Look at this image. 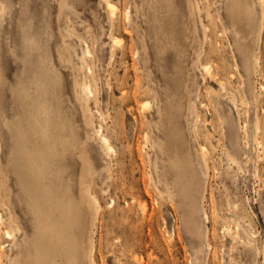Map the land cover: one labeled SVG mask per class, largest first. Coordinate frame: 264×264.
I'll list each match as a JSON object with an SVG mask.
<instances>
[{"label": "rangeland", "instance_id": "obj_1", "mask_svg": "<svg viewBox=\"0 0 264 264\" xmlns=\"http://www.w3.org/2000/svg\"><path fill=\"white\" fill-rule=\"evenodd\" d=\"M62 1L0 0L5 8L0 18V117L4 119L0 118V169L3 171L0 175V264H10V257L23 255L25 241L35 233L28 200L11 166L13 143L4 123H10L16 116L18 83L27 84L38 69L58 71L62 85V122L69 129L77 130L76 156L70 151L62 161L63 182L69 181L73 195L77 196L82 188L81 164L77 156L80 149L85 148L91 164L89 190L97 202L90 233L91 264H264V0H255L256 14L262 12L261 39L253 51L259 64L251 78L255 100L238 106V121L236 110L227 99L221 98L225 136H222L219 122L214 123L212 119L211 98L214 96L210 91L218 93L220 80L230 84L236 82L237 68L219 29L204 45L210 55L205 61L210 66L209 80L202 76V68L195 65V53L189 40L185 43L188 49L184 48L178 55L179 48L155 36L152 24L147 23L151 10L147 19L141 15L142 0H110L116 7L111 24L103 0H67L72 7L61 16ZM175 1L187 14L185 0ZM204 1V23L212 28L210 23L215 21V9L221 7L222 16L228 12L220 2ZM144 3L146 10L148 3ZM165 6L166 2L158 0L159 12ZM127 10L130 22L124 17ZM167 22L165 18V29L169 27ZM137 31H145L147 36L148 59L144 68L141 57L134 55L136 48L141 53ZM62 36L71 52L68 64L59 62L56 57L58 47L62 46ZM86 46L91 56L85 57L87 64L84 66L80 58ZM244 51V47H239L235 52L243 73L246 72L247 55ZM86 66L91 68V73L86 71ZM84 75L95 84L96 94L90 101L81 97L80 103L75 101L73 83L74 80L81 82ZM148 79L151 85L157 86L164 123H168L166 128L184 135L192 148L204 147L205 165L199 153H192L196 156V172L202 174L203 181L200 204L206 219L202 220V248L201 241L198 242L185 227L182 198L160 194L148 177L153 172L141 153L142 134L138 127V122L143 127L148 122L142 108L146 99H152V94H143L148 91ZM191 83L194 85L191 99L199 115L196 144L185 124L188 104L185 88ZM239 97L242 99L241 94ZM83 103L86 110L81 107ZM84 119L89 120V126L84 125ZM238 123L242 126L247 123L248 143ZM216 124L217 129H214ZM106 126L113 148L109 158L100 149L99 137L94 132L101 129L106 134ZM86 136L90 140L85 141ZM231 150L239 155L235 162L227 154ZM11 216L21 228L16 239L17 248L5 235ZM86 222L84 217V227ZM198 248L201 253L196 254ZM83 250H87L85 246Z\"/></svg>", "mask_w": 264, "mask_h": 264}, {"label": "bare ground", "instance_id": "obj_2", "mask_svg": "<svg viewBox=\"0 0 264 264\" xmlns=\"http://www.w3.org/2000/svg\"><path fill=\"white\" fill-rule=\"evenodd\" d=\"M103 1L105 2V7L103 8L107 10L111 24L116 7L110 0ZM163 1L166 2L167 6L161 7L159 12L157 7L158 0H142L141 15L147 19L150 14L149 10H151V18L149 21L147 20V23L152 24L151 28L157 38L161 36L169 45L179 48L178 55L183 52L185 43L189 40L195 53V65L202 68L200 70L202 76H205L204 79L208 78L210 80L211 78L210 66L205 62L210 58V55L205 50L204 45L216 29V33L219 29L220 34L231 50L237 68L236 70L234 69L236 71V82L234 81L230 84L220 80L218 82V93L210 91L211 96H214L211 98L214 114L212 119L215 121L214 123H216V120L219 122L222 136H225V119L221 111V98L227 99L234 110H236L238 121L240 115L238 106L240 105L241 107L246 102L248 104L249 101L253 102L255 100L253 99L254 92L251 78L257 71L259 64L258 59L253 55V51H256L261 39L262 12L260 11L259 15L256 14L255 0H213V4L219 2L223 4V10H226L228 15L222 16L220 14L221 7L215 9V21L210 23L211 28L204 23L202 11L205 6L203 5V0H185L187 14H184L179 8L181 6H177L175 0ZM260 1L256 2L260 4ZM143 2L148 3L147 11L143 8ZM71 7L70 2L63 0L60 3L62 12L59 15L62 16ZM4 13L5 8L0 5V18ZM160 15H162V18H160ZM124 17L127 19L126 21L130 22L128 10ZM165 18L168 20L167 24L169 25L166 29ZM199 29L201 36L199 35ZM136 34L140 41L141 53L136 48L134 55L141 57L144 68L148 59L146 53L147 36L145 31H137ZM64 39L62 36V46L58 47L56 57H58L57 60L59 62H67L68 64L71 52ZM239 47H244L247 53L246 66H244L246 69L245 73L239 70L240 65L235 54ZM185 49H188V47ZM89 55L91 56V52L86 46L80 58L84 66L86 63L85 57H89ZM86 71L91 73V68L86 66ZM33 75V79L29 80L27 84L18 83L16 116L13 117L14 119L11 122L8 120L10 123H4L10 132V138L13 143L10 153L11 166L20 189L28 200L27 205L29 203L28 208L30 207L31 216L35 222V233L31 239L25 241L23 255L20 253L15 258L9 256L11 258L10 264H91L93 258L90 233H92L91 227L94 226L97 212V202L89 190L92 177L91 164L87 158L88 155L85 148L80 149L79 152L77 151L81 164L80 182L82 188H80L77 196L73 195L69 181L66 184L63 182L62 173L64 170L62 168L64 165L62 161H64L66 154L70 151H74L73 155H75L78 134L75 128L69 129L62 122L64 113L60 107V86H62L59 81L60 75L54 69H38ZM180 81L178 80V82ZM147 84L148 91H144L143 94H152V99H146L142 104V108L148 122L145 127H143L141 122H138V127L142 134L141 153L153 172L150 176L148 174V177H150V181L160 194L165 193L170 195V197L178 195L182 198V206L185 208V227L194 238L198 239V242L201 241L202 248L204 239L202 220L206 219L200 204L203 199V181L201 179L202 174L196 172V156L192 155V153H199L203 162L204 147L197 146L198 150L197 147L196 149L192 148L184 135L171 128H166L168 123L167 125L164 123L157 86L151 85L150 79H148ZM232 84L237 86H232ZM193 86V83H191L190 87L186 86L185 88L188 100L185 124L187 131L192 135V140L196 144L199 139L197 131L199 115L196 103L191 99V94L194 90ZM73 89L75 101L81 103V97L85 98L86 101L95 99L96 88L90 77L84 75L81 82L74 80ZM262 90H264V87ZM239 94H241L242 99H240ZM54 102H56L55 105L53 104ZM81 107L84 110L87 108L85 103L81 104ZM154 110L155 113H153ZM189 117H191V120H189ZM84 125L89 126L88 119H84ZM239 128L243 130V137L247 142L249 139L247 123L243 126L239 124ZM106 129V134L102 133L101 129L94 132L99 137L100 149L109 158L110 154L113 153V148L108 137L107 126ZM214 129H217V124ZM86 140H90L89 136H86ZM231 151L227 154L231 161L235 162L239 155L234 150ZM203 164L205 165L204 162ZM2 172L0 169L1 176L3 175ZM84 217L87 218L86 227L83 226ZM9 223L10 227L6 230L5 235L11 240L12 246L17 248L16 239L21 228L16 218L12 216L9 219ZM83 246L86 247V251L83 250ZM201 248H198L195 253H201Z\"/></svg>", "mask_w": 264, "mask_h": 264}]
</instances>
